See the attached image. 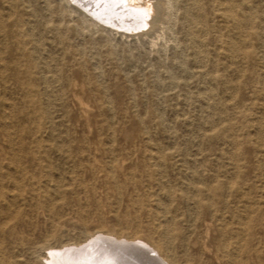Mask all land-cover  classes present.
<instances>
[{
    "label": "rangeland",
    "instance_id": "rangeland-1",
    "mask_svg": "<svg viewBox=\"0 0 264 264\" xmlns=\"http://www.w3.org/2000/svg\"><path fill=\"white\" fill-rule=\"evenodd\" d=\"M150 2L135 30L121 9L97 22L103 0H0V220L30 230L21 264H264V0ZM92 235L98 252L63 250Z\"/></svg>",
    "mask_w": 264,
    "mask_h": 264
},
{
    "label": "bare ground",
    "instance_id": "bare-ground-1",
    "mask_svg": "<svg viewBox=\"0 0 264 264\" xmlns=\"http://www.w3.org/2000/svg\"><path fill=\"white\" fill-rule=\"evenodd\" d=\"M79 1V0H78ZM90 1H92V0H90ZM104 1V5H103V7H102V9L101 10H94L93 12H92V16L94 17V19L97 21V22H109L110 24H111V26H114V27H118V28H122V26H120L119 25V22L121 23L122 22V20L120 21L119 19L120 18H122V17H125L126 19L128 18H130V20L132 19V18H134V20H131L130 22V25H132L133 24V26L131 27V29H135V30H140V29H142L143 27H145V25L146 24H144L143 25V23H144V21H146L145 20V18L147 17V15H149V14H152V13H154L155 12V8H154V6L151 4V2H150V0H128V1H125V0H103ZM124 1V3L126 4V6H124V5H120V4H122V2ZM82 2V1H81ZM87 3V2H86ZM100 4V3H99ZM79 5V4H78ZM86 5V4H85ZM78 7H80V6H78ZM93 7V6H92ZM122 8H124V9H122ZM100 9V8H99ZM119 9H121V13H118L119 14V19H118V21L116 22V23H114L113 21L114 20H116V19H114V18H111V16L112 15H114L115 13H117V12H119L118 10ZM201 9V8H200ZM117 15V14H116ZM10 16V15H9ZM110 16V17H109ZM9 18V17H8ZM40 18V17H39ZM105 19H106V21H105ZM237 19V18H236ZM128 22V21H127ZM127 22H125V23H127ZM39 23V22H38ZM108 23V24H109ZM124 23V24H125ZM36 25V24H35ZM33 26V25H32ZM110 26V25H109ZM130 27V26H129ZM2 29V28H1ZM121 30V29H120ZM195 30V29H194ZM193 30V31H194ZM31 33V32H30ZM129 33V32H128ZM203 38V37H202ZM219 38V37H218ZM197 43V42H196ZM201 54V53H200ZM43 57V56H42ZM11 61L13 60V57L12 56H10V57H8ZM202 59V58H201ZM4 60V57H3V52L1 51V49H0V62H2ZM47 65V64H46ZM48 69V68H47ZM49 77V76H48ZM45 78V77H44ZM59 78V77H58ZM51 81V80H50ZM48 82V81H47ZM55 82V81H54ZM56 83V82H55ZM46 84V83H45ZM80 104H82V102L80 103ZM2 115V113L0 112V116ZM17 120V119H16ZM13 137H12V135L8 132V130L7 129H5V128H2L1 130H0V160H3V158H4V156H5V153H6V151H5V149L3 148V146H2V144L4 143V146H12V144H13ZM62 144V143H61ZM66 144V143H65ZM110 145V144H109ZM185 180V179H184ZM16 184V183H15ZM17 186V185H16ZM163 186V185H162ZM12 189V188H11ZM172 189V188H171ZM2 192V191H1ZM13 192V191H12ZM11 192V193H12ZM7 203V202H6ZM9 204V203H8ZM6 205V204H5ZM4 207V206H3ZM8 209V208H7ZM10 209V208H9ZM13 210V209H12ZM165 210V209H164ZM13 212V211H12ZM2 212L0 211V214H1ZM4 213H7V212H4ZM7 216L5 217V219H2V220H0V264H3V263H8V262H12V264H21L20 263V260L18 259V260H16V258L18 257V256H21V255H27L28 253H29V251L33 248V246L36 244V243H34L33 241H32V239H31V233H30V230H29V228L27 227V226H25L22 222H18V221H16L15 219V217H12V216H10L9 215V213H7L6 214ZM230 222V221H229ZM171 232V231H170ZM98 237V236H97ZM43 239H44V237H43ZM94 239H96L95 237H94ZM103 239V238H102ZM105 239V238H104ZM97 240V239H96ZM106 240H108V239H106ZM101 241H105V240H101ZM109 241H111V240H109ZM109 241H107V242H109ZM99 242V241H98ZM110 244H111V246L112 245H115V247H117L119 250H123V248L125 247L124 246V243H119V242H114V241H111V242H109ZM136 243V242H135ZM5 244H7L9 247L8 248H6L7 249V257H5L4 255H3V253H2V251L1 250H4L3 248L5 247ZM100 244V243H99ZM102 244H103V242H102ZM126 244V247H128V245H127V243H125ZM129 244V243H128ZM216 244V243H215ZM104 245V244H103ZM106 245H109V244H106ZM136 246H135V248L137 249H139V247L137 246L138 244H135ZM98 246V243L96 242V241H94L93 240V235L92 236H90V239H89V241L85 244V245H83L82 247H77V248H67V249H63L64 251H73L74 253H76V252H78L79 253V251H82V250H91V251H97L96 250V248H98L97 247ZM102 247V246H101ZM107 247H109L110 248V246H107ZM114 247V246H113ZM112 247V248H113ZM133 247V246H132ZM132 247L130 246V248L132 249ZM140 247L142 248H146L148 251V253L150 254V251H151V254H152V252H154L153 254L155 255H153L154 257H156L157 256V254H156V251H153V250H151V248L148 246V245H146L145 243H143V244H140ZM215 247V246H214ZM105 248V247H104ZM129 248V249H130ZM135 248H133V249H135ZM141 248L139 249V250H141ZM142 248V249H143ZM5 249V250H6ZM99 249H101L100 247H99ZM103 249V248H102ZM128 249V248H127ZM126 249V251H128ZM145 249V250H146ZM105 250H107V249H105ZM105 250H102V252L100 253V255H98V256H100V258H101V260H99L100 262L102 261V262H104V263H107V264H109L108 262H111V263H114V262H116L117 260L119 261V259H118V256L116 255L117 253H115V252H113V251H111V250H109V251H105ZM115 251H116V249H114ZM125 250V249H124ZM123 250V252H126V251H124ZM144 250V251H145ZM150 250V251H149ZM101 251V250H100ZM141 251H143V250H141ZM6 252V251H5ZM4 252V253H5ZM90 252V251H89ZM98 252V251H97ZM97 252L95 253V254H97ZM122 252V253H123ZM130 253L129 254H131V250L129 251ZM133 252H135V253H133ZM133 254H132V257L136 254V255H140V254H137L138 253V251H137V253H136V251H134L133 250ZM73 253V254H74ZM88 253V252H87ZM127 253V252H126ZM145 253H146V251H145ZM60 255H61V258H65V255H67L68 256V254H69V252L68 253H66V254H61V253H59ZM58 253H55L54 251H52V252H50V256H53V257H57V256H59L60 257V255H59ZM94 254V255H95ZM120 254V253H119ZM123 254H125V253H123ZM129 254H128V256H129ZM147 256H148V254H147ZM152 256V257H153ZM96 257V256H95ZM122 257V256H121ZM130 257V256H129ZM131 257V258H132ZM136 257V256H135ZM145 257V256H144ZM144 257H141V258H143L144 259ZM152 257H150V258H152ZM138 258V259H137ZM157 258V257H156ZM155 258V259H156ZM126 259H128V258H126ZM136 259L138 260V261H140V259H139V256L138 257H136ZM148 259V258H147ZM147 259H146V261H147ZM95 260V259H94ZM97 260V259H96ZM150 260V259H149ZM99 261L97 262V263H99ZM127 261H129V260H127ZM137 261V262H138ZM141 261H142V259H141ZM145 261V260H144ZM150 261H152V260H150ZM156 261H158V259L156 260ZM123 262V261H122ZM126 262V261H125ZM130 262V261H129ZM147 262H149V261H147ZM154 261H152L151 263H153ZM160 262V261H159ZM117 263V262H116ZM120 263V262H119ZM118 263V264H119ZM134 263V262H133ZM140 263H142V262H140ZM156 263V262H155ZM101 264H103V263H101ZM144 264V263H143ZM149 264V263H148ZM157 264H158V262H157Z\"/></svg>",
    "mask_w": 264,
    "mask_h": 264
}]
</instances>
